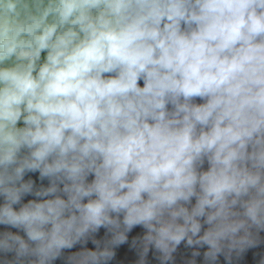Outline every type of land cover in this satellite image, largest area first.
I'll return each mask as SVG.
<instances>
[{"label":"clouds","instance_id":"1","mask_svg":"<svg viewBox=\"0 0 264 264\" xmlns=\"http://www.w3.org/2000/svg\"><path fill=\"white\" fill-rule=\"evenodd\" d=\"M26 7L0 0V65L27 61L0 67V223L22 226L45 258L100 227L118 245L141 226V264L149 246L166 262L181 243L207 246L214 264L246 226L228 197L258 180L236 164L264 139V0H49L21 19ZM21 148L30 156L10 175ZM25 170L51 180L37 196L68 199L13 210L6 184ZM259 212L253 202L245 215L264 227ZM13 244L28 250L0 241Z\"/></svg>","mask_w":264,"mask_h":264},{"label":"water","instance_id":"2","mask_svg":"<svg viewBox=\"0 0 264 264\" xmlns=\"http://www.w3.org/2000/svg\"><path fill=\"white\" fill-rule=\"evenodd\" d=\"M141 85H143V81H141ZM196 102L202 103L200 100ZM261 151H264V139L259 144L249 143L244 158L236 164V171L241 179L246 176H255L258 177V180L255 185L246 186L240 195L232 194L228 197L230 211L234 214L232 219L246 221V226L236 233L232 246L225 247L214 264H264V227L252 224L245 215L247 206L255 202L259 205V216L264 222V160L259 159ZM29 156L30 151L27 148H21L16 155V162L6 166L7 173L14 175L15 169ZM208 168L209 164L205 161L200 170L207 171ZM2 172H5V166H0V173ZM93 179V175L87 176V182L90 183ZM56 183L60 189H63L65 184L70 182L57 180ZM27 184L31 185L29 191H25L23 187ZM6 186L18 190L19 202L12 204L13 210L17 212L28 205L30 201L41 202L53 199L55 195H59L64 200L68 199L67 194L63 191L50 196H37L36 192L51 186L50 178H42L39 170H25L22 179L13 180ZM197 191H199V187H197ZM233 199L236 201L235 204H231ZM87 200L88 198L85 197L82 202L86 203ZM5 202V196L0 194V207ZM195 202L196 198L193 197L192 203L195 204ZM65 215L67 216V213ZM50 228L51 225L46 226V229ZM145 234L146 230L143 227L135 226L126 233L125 243L115 245L112 243L113 233L105 227H100L96 232H89L80 237L72 247L62 249L59 255L54 258H45L36 252V243L29 240L27 232L22 226L16 227L0 223V241L8 236H18L28 245V250L23 253L19 251L18 244H13L8 250L0 247V264H141L142 241ZM9 243L13 242L9 240ZM106 249L114 253L111 259L93 261L85 256L89 251L101 252ZM194 251L199 252V255L193 256ZM206 251L207 246L188 247L186 243H181L172 253V259L165 262L162 260L161 254L149 246V251L143 258V264H193V262L194 264H210L204 257Z\"/></svg>","mask_w":264,"mask_h":264},{"label":"trees","instance_id":"3","mask_svg":"<svg viewBox=\"0 0 264 264\" xmlns=\"http://www.w3.org/2000/svg\"><path fill=\"white\" fill-rule=\"evenodd\" d=\"M25 3L27 4V7L21 10V19H23L26 15H39L43 9L47 6L49 3V0H25ZM52 21V17L49 16L48 22L50 23ZM47 56V52H41L40 59L37 61V67L42 64L45 60V57ZM27 61H21L18 60L16 57H12L10 59H7L4 61L3 65H0V67H11L18 64H26ZM23 123L21 122L18 127L22 128Z\"/></svg>","mask_w":264,"mask_h":264},{"label":"built area","instance_id":"4","mask_svg":"<svg viewBox=\"0 0 264 264\" xmlns=\"http://www.w3.org/2000/svg\"><path fill=\"white\" fill-rule=\"evenodd\" d=\"M22 127H24V125Z\"/></svg>","mask_w":264,"mask_h":264}]
</instances>
